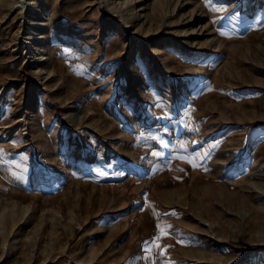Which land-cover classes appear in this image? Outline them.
<instances>
[{
  "label": "rangeland",
  "instance_id": "374dc122",
  "mask_svg": "<svg viewBox=\"0 0 264 264\" xmlns=\"http://www.w3.org/2000/svg\"><path fill=\"white\" fill-rule=\"evenodd\" d=\"M44 14L0 6V264H264V0Z\"/></svg>",
  "mask_w": 264,
  "mask_h": 264
},
{
  "label": "bare ground",
  "instance_id": "6f19581e",
  "mask_svg": "<svg viewBox=\"0 0 264 264\" xmlns=\"http://www.w3.org/2000/svg\"><path fill=\"white\" fill-rule=\"evenodd\" d=\"M2 1L3 0H0V6H1V4H2ZM33 1H37V6L38 7H40L41 9H42V16L44 17L45 16V14H44V12H45V10H46V5L51 1V0H33ZM5 2L7 3V4H9V3H11V0H5ZM245 5V4H244ZM39 10V9H38ZM22 11L24 12V7H22ZM34 22L36 23L37 21L36 20H34ZM127 24H129V23H127ZM25 31V29H24V26H22L21 27V31ZM33 32L31 33V39H32V41H31V45H32V48L33 47H35L36 46V42H35V40L38 38L37 37V32H36V30H39V29H36V28H33ZM39 34H40V32H39ZM56 34V33H55ZM54 33H53V35H55ZM49 35V34H48ZM51 36V35H50ZM27 47H29V46H27ZM36 48V47H35ZM30 52V51H29ZM2 94V95H1ZM2 96H4V93H1L0 92V99L2 98ZM83 104L84 105H86V106H88V100L85 98L84 99V101H83ZM79 105V104H78ZM36 109L33 107L32 108V112H31V114L32 115H37V113H36V111H35ZM126 112H129V110L127 109V111ZM4 123V122H3ZM16 123V122H15ZM14 123V124H15ZM14 124H12V125H9V127L11 126H13ZM36 129H37V131H40L41 130V126L37 123V125H36ZM11 131V130H10ZM9 131V132H10ZM38 134H39V132H38ZM18 136L20 137V138H23V136L20 134V132L18 133ZM24 140V139H23ZM26 141V140H25ZM25 141H23V145H25ZM46 154V153H45ZM42 155V154H41ZM18 167H16L15 169H17ZM21 170V169H20ZM13 173H15L16 175H18V176H21V172H17V171H15V170H13ZM12 173V174H13ZM19 173V174H18ZM14 174V175H15ZM12 177H15V176H12ZM11 176H9V174H8V171H1V180H5V181H8V182H12V183H14V184H18L19 183V178H17V179H12L13 181H11ZM13 217H14V212L13 211H11L10 213H7V214H3V218L1 219V223H2V225H4V227L6 226V218L7 219H11L12 221H13ZM108 226V225H107Z\"/></svg>",
  "mask_w": 264,
  "mask_h": 264
},
{
  "label": "snow or ice",
  "instance_id": "6c2138e0",
  "mask_svg": "<svg viewBox=\"0 0 264 264\" xmlns=\"http://www.w3.org/2000/svg\"><path fill=\"white\" fill-rule=\"evenodd\" d=\"M161 235H167V232L162 230V231H161ZM156 239H157V240H159V239H160V237H159V236H157V237H156Z\"/></svg>",
  "mask_w": 264,
  "mask_h": 264
}]
</instances>
